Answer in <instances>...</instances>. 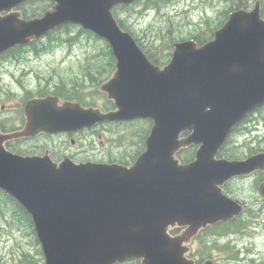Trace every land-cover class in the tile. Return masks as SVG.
<instances>
[{
  "label": "water",
  "instance_id": "obj_1",
  "mask_svg": "<svg viewBox=\"0 0 264 264\" xmlns=\"http://www.w3.org/2000/svg\"><path fill=\"white\" fill-rule=\"evenodd\" d=\"M32 0H0V54L27 45L65 24L90 30L109 42L117 69L101 91L116 109L107 113L56 97L25 106L24 128L0 131V190L31 216L45 264H195L187 245L244 208L223 194L229 180L264 172V155L242 161L218 159L234 127L264 106V19L260 3L229 15L214 39L198 47L173 44L171 61L151 63L112 10L136 0H53L43 18L21 22L11 15ZM153 121L146 149L132 167L60 164L49 156L9 152V141L73 132L104 122ZM189 131L188 138L180 135ZM201 145L195 160L180 165L176 154ZM264 196V183L260 187ZM186 227L175 237L170 229ZM205 264H214L207 261Z\"/></svg>",
  "mask_w": 264,
  "mask_h": 264
},
{
  "label": "rangeland",
  "instance_id": "obj_2",
  "mask_svg": "<svg viewBox=\"0 0 264 264\" xmlns=\"http://www.w3.org/2000/svg\"><path fill=\"white\" fill-rule=\"evenodd\" d=\"M261 1L264 16V0ZM129 8H117L114 16L138 40L142 50L158 62L168 63L172 57L174 42L188 39H213L215 30L227 20L232 9L238 6L251 9L256 0H141ZM31 9L43 10L42 3L33 4ZM68 36L79 37L78 41L68 42ZM51 41L36 44L31 49L16 50L11 56H19L28 52H36L38 58L30 56L24 61L32 73L22 81L34 88L39 82L51 80L52 84L60 85L69 99H85L91 92H97L99 85L109 79L112 69L110 47L104 41L89 34H81L78 28L58 32ZM67 37V38H66ZM66 40V42H65ZM152 60V59H151ZM21 69L15 75L20 78ZM97 75L95 85L89 74ZM5 82L2 87H8L9 75H0ZM87 80V81H85ZM15 89L17 87L14 86ZM9 93V91H7ZM74 96V97H73ZM1 103L5 98L0 94ZM21 98L17 97L19 101ZM86 100V99H85ZM100 107L107 108V99L95 95ZM89 102V100H88ZM87 102V103H88ZM9 104V102H5ZM254 120L241 126L231 136L229 147L223 156L242 158L249 155L257 142L253 136H247L244 128L258 130L264 136V110L253 116ZM150 124L145 120L129 121L119 124H107L94 132L87 133V158L97 163H118L133 165L144 150L146 132ZM257 136V134H256ZM45 143V139L30 142V144ZM194 153V152H193ZM194 156V155H193ZM181 157L190 159V154ZM191 160V159H190ZM235 195L245 199L250 207L249 214L232 225V235L229 237H213V246L208 252L217 264H261L264 258V230L259 226L255 216L258 211V196L250 181H235L229 186ZM0 264H45L44 255L34 230L30 223L21 220V215L15 212L11 204L0 202ZM214 232V230H213ZM200 244L197 248L200 249ZM217 245V246H216ZM228 245V246H227ZM196 247V246H195ZM201 253H206L201 250ZM263 252V253H262ZM261 253V254H260ZM206 255V254H205ZM123 264H139L129 261Z\"/></svg>",
  "mask_w": 264,
  "mask_h": 264
},
{
  "label": "flooded vegetation",
  "instance_id": "obj_3",
  "mask_svg": "<svg viewBox=\"0 0 264 264\" xmlns=\"http://www.w3.org/2000/svg\"><path fill=\"white\" fill-rule=\"evenodd\" d=\"M36 3H42L44 6V9L40 11L36 9H31L30 7ZM53 6H54V2L52 0H35L32 2L23 4L19 6L18 8L14 9L12 11V14L15 15V18H17L20 21H31V20L41 18L45 14V12L50 10ZM1 16L6 17V16H9V14H7L6 12H3L1 13ZM71 28H78V26L75 27L73 25H66L65 27L61 28L59 31L50 33L46 38L40 41L42 42L51 41L56 38L55 36L58 32H61L63 30H69ZM78 29L80 30L81 34H86V31L82 32L83 30L80 27ZM73 40L78 41L79 37L68 36V42H73ZM38 42H33L32 44L26 47H17L16 49H20L21 51L26 50V49H31L30 51H34L33 46ZM13 54H15V51H10V52L0 54V75H4V74L9 75V78H10V82H8V87L4 88L0 84V94L4 96L5 98L4 103H1V98H0V130L2 133H12L24 127L27 121L25 117V113H24L25 105L27 104L29 100L35 97L44 98L47 96H56L60 98L61 102L75 101V102L80 103L84 107L86 106L100 107L99 104L96 101H94L95 95H99L107 99V96L100 93L99 90L97 92L93 91L87 94L85 97L86 100L85 99L81 100L80 98L78 99L74 98L75 100L69 99L67 95L65 94V92L62 90L61 86L57 84H52L51 80L42 81L43 84L45 85L44 87H42V83L39 82L37 86L34 88L32 85H30L29 83H25L22 80L27 75L32 73V69L28 67L29 62L24 61V59H29L30 56L36 57L37 59L38 58L37 53L28 52L27 54H22L19 56H11ZM19 69H21V72H22L21 73L22 75L20 76V78H18L15 75V73ZM0 82H5V78L1 76ZM14 86L17 87V89H15ZM7 91H9V93H7ZM17 97H20L21 99L17 101L16 100ZM5 102H9V104H6ZM100 108L106 112L110 109H113V105L111 104V108L109 109L107 108L104 109L102 107ZM263 110H264V107L258 110L255 113V115L262 112ZM250 116L246 120H250L253 118L252 114ZM148 123L150 124L149 121ZM151 125L152 123L150 124V128H151ZM98 128L99 126L95 128H91V129L79 130L76 132H65V133L52 134V135L43 134L34 139H23V140L10 141L6 143V148L10 152L20 155V156L49 155L52 161L56 163H59L64 159H70L73 162H77V163H84V162L85 163H88V162L97 163L96 160L87 158V155H86L87 153L85 151V147L87 146L85 138L87 136L86 135L87 133L94 132ZM187 136H188L187 134H183L182 138H186ZM41 139H45V142H47L48 144L46 145L45 143L30 144V142L39 141ZM255 141L257 142V144L255 148L253 149V152L250 153V155L264 154V136H260V134H258ZM197 150H198V146H190L189 148L180 151V153L178 154V157L183 164L189 163L192 161L193 155L195 154ZM186 153L190 154L191 160L190 159L188 160V158L185 159L181 157L182 155ZM124 165L130 166L129 164H124ZM238 180L250 181L254 185V188L256 190V195L258 196V202H257L258 211L256 212L255 216L257 217V220H259V226H264V197L259 192V188L261 184L264 183V173L261 171H258L249 177L236 178L225 184L224 192L233 198L239 199V197L235 195V193L231 189L229 190V186L233 182L238 181ZM240 200L242 201L243 206L245 208L244 214H243L245 216L249 214L250 207L248 205V202L245 199H240ZM184 229L185 228L183 227H179V228L176 227L174 229H171L169 233L171 236H177L181 234L182 232H184L185 231ZM262 230H264L263 227H262ZM213 237H214V232L212 231V229L207 228L205 230H202L195 238H193L191 243L187 246L189 251L186 254V257L194 261L195 264H203L208 260H214L212 259L211 254H209L208 252L213 247ZM263 241H264V236H263ZM200 242H201L200 249H198L197 246ZM201 250H205L206 253H201L200 252ZM261 257L264 258L262 254H261ZM261 262H262L261 264H264V261H261Z\"/></svg>",
  "mask_w": 264,
  "mask_h": 264
},
{
  "label": "trees",
  "instance_id": "obj_4",
  "mask_svg": "<svg viewBox=\"0 0 264 264\" xmlns=\"http://www.w3.org/2000/svg\"><path fill=\"white\" fill-rule=\"evenodd\" d=\"M120 25H121V27H123L122 24H120ZM193 39L199 45H203L207 41V39H197V38H193ZM109 52H111V50ZM151 59H152L153 62L158 64V62L156 60H154L153 58H151ZM1 201H2V204L3 203L11 204L15 208V212H17L18 214L21 215V217H22L21 220L27 221L28 223H30L32 228H33L31 217L29 216V214L25 211V209L18 202H16L12 197L7 195L6 193L0 191V202ZM2 209H3V207L0 204V211H2Z\"/></svg>",
  "mask_w": 264,
  "mask_h": 264
}]
</instances>
